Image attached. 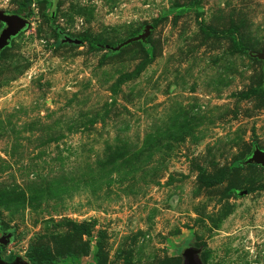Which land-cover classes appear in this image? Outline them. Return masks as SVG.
I'll use <instances>...</instances> for the list:
<instances>
[{"label": "rangeland", "instance_id": "1", "mask_svg": "<svg viewBox=\"0 0 264 264\" xmlns=\"http://www.w3.org/2000/svg\"><path fill=\"white\" fill-rule=\"evenodd\" d=\"M0 12L2 261L264 264V0Z\"/></svg>", "mask_w": 264, "mask_h": 264}, {"label": "water", "instance_id": "2", "mask_svg": "<svg viewBox=\"0 0 264 264\" xmlns=\"http://www.w3.org/2000/svg\"><path fill=\"white\" fill-rule=\"evenodd\" d=\"M0 22H2L6 27L0 35V52L8 47L14 37L25 30L28 27V19L19 15H9L0 12ZM150 33V28H147L144 34L140 35L136 39H146ZM64 42L70 44L80 45L83 41L78 38H71L70 36H65ZM264 58V56H261ZM247 164H256L264 167V151L256 149L253 156L248 159ZM4 244L7 243L6 240L2 241ZM199 250L194 248L185 249L183 256L185 258L184 264H202L198 258ZM0 264H28L24 261H16L14 263H6L0 258Z\"/></svg>", "mask_w": 264, "mask_h": 264}, {"label": "trees", "instance_id": "3", "mask_svg": "<svg viewBox=\"0 0 264 264\" xmlns=\"http://www.w3.org/2000/svg\"><path fill=\"white\" fill-rule=\"evenodd\" d=\"M31 5H32V1H27V6L30 7ZM28 11H29V10H28ZM25 15H26L25 17H27V16L29 15V13L27 12ZM83 42H87V43H89L90 45H91V44H92V45H96L95 41H93V39H91V38L84 39Z\"/></svg>", "mask_w": 264, "mask_h": 264}]
</instances>
